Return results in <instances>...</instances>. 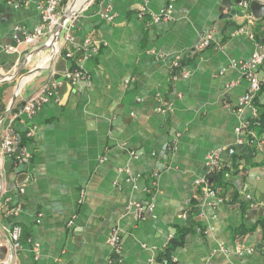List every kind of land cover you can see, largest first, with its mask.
<instances>
[{
  "label": "crops",
  "instance_id": "0c3cea01",
  "mask_svg": "<svg viewBox=\"0 0 264 264\" xmlns=\"http://www.w3.org/2000/svg\"><path fill=\"white\" fill-rule=\"evenodd\" d=\"M43 1L0 0V45L15 44L16 26L32 30L41 22ZM237 1L91 0L72 19L74 39H62L60 53L71 52L68 67L83 76L67 81L63 92L48 72L35 73L16 99L18 105L45 87L52 91L34 114L13 121L28 163L2 152L13 114L0 124V264H160L174 238H181L176 264H264L257 226L264 201L243 209L233 200L257 191L264 150L256 155L240 142L252 115L241 103L249 82L230 65L249 60L256 40L263 42L264 13L252 23L240 14L230 18L243 11ZM72 2L61 0L60 11ZM143 5L168 11L170 19L139 17ZM242 25L257 38L239 33ZM206 34L210 46L200 49ZM48 40L0 51V76L41 65ZM258 75L264 80V62ZM9 84L8 104L16 82ZM255 105L264 112V86ZM215 150L242 167L223 200L210 205L196 180ZM136 203L150 207L141 214ZM5 204L21 210L6 217ZM14 223L23 229L18 248L9 234ZM114 232L121 236L117 250L108 242Z\"/></svg>",
  "mask_w": 264,
  "mask_h": 264
},
{
  "label": "built area",
  "instance_id": "2783aa9c",
  "mask_svg": "<svg viewBox=\"0 0 264 264\" xmlns=\"http://www.w3.org/2000/svg\"><path fill=\"white\" fill-rule=\"evenodd\" d=\"M253 0H242L241 6L244 12V15L246 17V20L248 23H252L254 21L253 15L250 13L249 5ZM60 2L61 0H44L39 5V10L41 14V22L36 25L32 30H26L22 26H16L14 29V42L15 44H8V45H0V51H7V52H15L17 51V48L22 43H27L30 45H36L39 40L44 36H49L53 34L55 31L57 25L59 24V20L62 16V12L60 11ZM149 14L153 22H159V21H167L170 19V13L168 11H161V12H151L145 5L141 6L138 11L139 17H144L145 15ZM239 33L246 34L251 39H256V33L249 28H247L246 25H242L239 28ZM63 44L67 42L73 41L74 37L71 32L70 24L65 29L64 35L62 38ZM212 39L211 34H206L202 41L199 44L200 49H205L206 47L210 46ZM88 41V40H87ZM66 58H71L72 53L66 52L65 53ZM180 58L177 57L174 61V65H179ZM264 62V42H262L260 39L256 40V48L249 60L243 61V60H232L230 62V65L232 67L238 68L242 74L245 76V78L249 82V87L247 92L244 94V96L241 98V103L244 106H247L252 109V115L251 119L246 121L241 131H247L251 126V121L255 120L259 117L258 108L255 105V100L264 86V80L259 78L258 70L259 67ZM83 76V72L80 68L70 69L67 73L68 81L76 80L78 78H81ZM52 95V91L49 89V87H45V89L40 92L39 94L33 96L30 98L26 104L24 105V108L20 110L17 113H14L12 115V118L8 121L5 128V134L2 139V152L4 155L12 157L16 162L21 164H26L30 160V155L24 151L22 148V139L21 136L14 130L13 128V121L16 117H19L20 114L26 113L28 115H32L35 113V111L39 108L40 104ZM250 135L253 137V139H256V133L254 131L249 130ZM31 135V132H29ZM245 141L244 139L240 142ZM248 146L252 145V141H245ZM259 149L264 150V138L259 141ZM222 152L220 150L212 151L208 154L206 158V166H207V173L204 177H201L196 180V183L202 187V193L203 197L211 199L209 202L210 205H216L217 202L223 200V195L225 194L224 189L220 185H212V181L210 178H213V181L216 178V174L220 171L222 168L224 161L221 158ZM226 178H232L231 172L225 173ZM20 191H24V187L20 188ZM253 196L249 193H246L244 195L246 200L254 201ZM256 202V201H254ZM138 210H140L141 214L146 210V208L150 206H143L141 203L135 204ZM21 210V205H7L4 206V214L6 217L12 218L16 216ZM9 234H10V240L11 245L14 248H18L21 244L23 229L19 224H12V226L9 228ZM108 242L114 249H118L121 242V236L114 232L110 235ZM4 244L0 241V248ZM160 264H166L165 262H160Z\"/></svg>",
  "mask_w": 264,
  "mask_h": 264
},
{
  "label": "water",
  "instance_id": "95a60500",
  "mask_svg": "<svg viewBox=\"0 0 264 264\" xmlns=\"http://www.w3.org/2000/svg\"><path fill=\"white\" fill-rule=\"evenodd\" d=\"M91 0H85L80 6L75 8L76 0H73V2L70 4V6L64 11L62 14L59 24L57 25L55 31L51 35V37L48 40V44H45L41 50H49V54L47 55L46 59L43 61L41 65L35 66L28 70L26 73L22 74V70L24 69V66L21 67L17 72L14 74H11L9 77H2L0 76V84H6V83H14L16 82V88L15 92L13 94V97L10 101V103L7 106L6 111L4 114L0 117V124L4 122V120L7 118L9 114H14L19 112L24 108V105L27 101H23L20 104L16 105V99L18 97V94L21 92L23 88V84L25 80L35 74V73H45L48 72L50 79L54 78L56 82L60 83V89L61 91H65L67 87V73L70 70L68 67V58H66L65 55L60 53V46H61V40L62 36L64 34L65 29L69 26L72 19L84 8V6L89 3ZM242 0H238L236 3L241 5ZM249 9L251 10V14L255 18H260L263 16L264 13V1L262 0H253L251 1L249 5ZM240 14L244 15V12H238L237 10H233L231 12V16H228L232 18L234 15ZM223 15V14H222ZM227 16H221L220 21H223L224 18ZM262 38H264V34H261ZM264 42V40H263ZM16 105V106H15ZM27 176V174H21L19 177ZM211 181H213V178H211ZM2 187H3V173L0 169V196L2 194ZM257 191L255 192L253 196L254 201L262 200L264 201V179L261 180V182L257 186ZM262 211V209L260 210ZM264 245V244H263Z\"/></svg>",
  "mask_w": 264,
  "mask_h": 264
},
{
  "label": "trees",
  "instance_id": "16d2710c",
  "mask_svg": "<svg viewBox=\"0 0 264 264\" xmlns=\"http://www.w3.org/2000/svg\"><path fill=\"white\" fill-rule=\"evenodd\" d=\"M75 65H72L70 69H75ZM10 84H0V117L4 114V112L7 109L8 101H7V90L8 86ZM250 131H254L256 133V139H253V137L249 133ZM243 138L245 141H252V145L249 146L250 149L254 152V154H258L259 151V141L264 138V112L259 113V117L255 120L251 121V126L247 131H244ZM242 166H232L228 165L224 162L222 168L220 171L216 174V178L214 181H212V185H220L222 189H224L225 194L226 192H229L231 190V178H226L225 173L231 172V175H234L235 170H238V168H241ZM235 168V169H234ZM237 200L242 208L244 209L248 203L249 205H252L254 201L250 200H243V198L240 196V194H234V199ZM258 227L260 228V231L262 233V239L264 240V213L260 217L258 223ZM181 243V238H174L172 242H170V245L165 249L164 252L161 254V261L165 262L166 264H176V262L173 259V251L176 247V245Z\"/></svg>",
  "mask_w": 264,
  "mask_h": 264
},
{
  "label": "bare ground",
  "instance_id": "6f19581e",
  "mask_svg": "<svg viewBox=\"0 0 264 264\" xmlns=\"http://www.w3.org/2000/svg\"><path fill=\"white\" fill-rule=\"evenodd\" d=\"M84 1H80L79 0H76V3H75V8H77L78 6H80Z\"/></svg>",
  "mask_w": 264,
  "mask_h": 264
}]
</instances>
